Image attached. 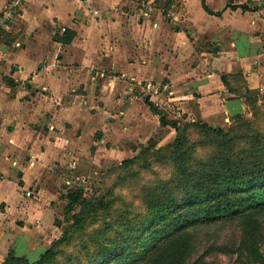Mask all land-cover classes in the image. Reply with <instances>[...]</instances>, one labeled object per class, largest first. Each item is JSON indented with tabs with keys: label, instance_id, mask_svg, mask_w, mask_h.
<instances>
[{
	"label": "crops",
	"instance_id": "0c3cea01",
	"mask_svg": "<svg viewBox=\"0 0 264 264\" xmlns=\"http://www.w3.org/2000/svg\"><path fill=\"white\" fill-rule=\"evenodd\" d=\"M166 2L0 0V263L40 258L61 234L57 186L154 139L153 106L225 128L223 76L264 96V0ZM152 80L163 106L133 84Z\"/></svg>",
	"mask_w": 264,
	"mask_h": 264
},
{
	"label": "trees",
	"instance_id": "16d2710c",
	"mask_svg": "<svg viewBox=\"0 0 264 264\" xmlns=\"http://www.w3.org/2000/svg\"><path fill=\"white\" fill-rule=\"evenodd\" d=\"M73 36L65 31L57 40ZM222 80L228 100L244 98L246 105L227 129L182 125L153 106L175 139L164 146L151 139L111 168L113 183L96 198L83 199V186L62 195L68 213L80 205L62 237L33 263L10 254L1 264H218L205 255L192 259L195 240L205 229L228 226L238 229L237 242L212 251L236 254L237 264H264V96L243 94L241 74Z\"/></svg>",
	"mask_w": 264,
	"mask_h": 264
},
{
	"label": "rangeland",
	"instance_id": "374dc122",
	"mask_svg": "<svg viewBox=\"0 0 264 264\" xmlns=\"http://www.w3.org/2000/svg\"><path fill=\"white\" fill-rule=\"evenodd\" d=\"M133 84H135L137 86V89H138V87H140V89H142L140 91H142L141 95L144 99V100L142 99L143 102L144 101L146 102V99H150L155 104L156 103L159 104V107L163 106V103H161V98H153L152 97V94H155L154 91H158V93L161 91L160 88L163 86V84H164L163 82L158 83V82L152 80V81H147V82L142 81L140 83H137V82L134 83L133 82ZM133 89H135V88H133ZM176 109H177V107L174 106V108L172 110L177 112ZM158 117H161V116L158 115ZM151 123H153V121L148 123V124L151 126L152 125ZM186 123L187 122H182L181 124L184 125ZM230 123L231 122L224 124L225 129H227L229 127ZM163 126L164 125H162L161 122H159L158 129H154V126H153L154 132L151 135V137L154 138L153 140H156L158 142V146H164L167 143L173 141L177 135L175 129H173L172 127L168 126L166 128H163ZM110 143H112V141ZM116 144L120 145L119 143H116ZM131 144H132V142H131ZM131 144H127V145L131 146ZM131 147L137 148V146H131ZM138 151H139V149H136V151L133 150V152L131 154L136 155ZM131 154L129 153V150H128V154L123 155L122 159L120 158V159H115V160H109V161L103 163L102 166H99V168L97 170H95V171H97L95 173V175H88V176L79 178L78 180L76 178H74L73 180H71L72 182L70 181L71 182L70 184H68V183L65 184L64 180H63L60 183L61 185L57 186L56 189L60 193L57 196H58V198H59V196H61V199H59V201H61V202H60V204H58V206L60 207L59 217L57 218V220L59 221V227H60L61 234L55 240H58L62 237L63 229L67 225V223H69V221H71L72 214L76 213L78 211V209L80 208V205H76L74 210L71 213H68L66 211L68 200H67V198L62 197V195L67 194V192L69 191L67 188H69L73 185H74L73 186L74 188L76 186H83L84 187L83 188V196H82L83 199H91V198L98 197L99 194L101 193V189H103L106 186H109L113 183L112 181H113L114 177H110V176L107 177L108 171L111 168L120 165L122 163L123 159H125L128 156H131ZM128 158H130V157H128ZM238 235H239L238 229H236L233 226H228V227H224V228L223 227L222 228L212 227L209 229H205L204 231H201L195 240V248H194L195 251H194V254L192 256V259H196L202 255H205L204 259L206 261H214L215 263H218V264H237L236 254H234L232 256L230 254H225L222 252H213L211 248L224 247V246L233 247V244H235L238 240ZM263 238H264V232H263ZM52 243H51V245H52ZM262 251L264 253V240H263V245H262ZM26 260H28V259L26 258ZM29 262L33 263L31 261H29Z\"/></svg>",
	"mask_w": 264,
	"mask_h": 264
},
{
	"label": "water",
	"instance_id": "95a60500",
	"mask_svg": "<svg viewBox=\"0 0 264 264\" xmlns=\"http://www.w3.org/2000/svg\"><path fill=\"white\" fill-rule=\"evenodd\" d=\"M225 107L230 116L244 113L245 109L240 99H231L225 102Z\"/></svg>",
	"mask_w": 264,
	"mask_h": 264
},
{
	"label": "built area",
	"instance_id": "2783aa9c",
	"mask_svg": "<svg viewBox=\"0 0 264 264\" xmlns=\"http://www.w3.org/2000/svg\"><path fill=\"white\" fill-rule=\"evenodd\" d=\"M15 6H16V3L12 4V6H10V7H8L6 9V12L4 13L3 22L4 21H9L11 19V17H12V11H13V8H15ZM31 195H32V192L31 191H28L27 192V196H31Z\"/></svg>",
	"mask_w": 264,
	"mask_h": 264
}]
</instances>
